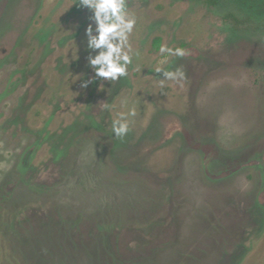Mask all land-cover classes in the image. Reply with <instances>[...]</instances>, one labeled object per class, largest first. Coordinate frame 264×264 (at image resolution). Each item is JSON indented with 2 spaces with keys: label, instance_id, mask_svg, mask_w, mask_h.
I'll return each instance as SVG.
<instances>
[{
  "label": "rangeland",
  "instance_id": "1",
  "mask_svg": "<svg viewBox=\"0 0 264 264\" xmlns=\"http://www.w3.org/2000/svg\"><path fill=\"white\" fill-rule=\"evenodd\" d=\"M126 2L97 91L78 0H0V264H264L263 3Z\"/></svg>",
  "mask_w": 264,
  "mask_h": 264
},
{
  "label": "clouds",
  "instance_id": "2",
  "mask_svg": "<svg viewBox=\"0 0 264 264\" xmlns=\"http://www.w3.org/2000/svg\"><path fill=\"white\" fill-rule=\"evenodd\" d=\"M78 7L88 12L87 24L83 29V38L75 52L77 60L82 47L87 53V67L93 75L82 79L80 88L87 90L95 84L97 91L105 89V81H117L127 76L128 66L133 62V56L138 55L130 44V35L136 26V16L129 10L126 0H78ZM74 27L78 30L80 25ZM161 54L183 56L180 48H170L162 44L159 48ZM157 73H162L163 79L176 80L183 77V73L164 71L156 68ZM87 75V74H86ZM105 107H108L105 105ZM136 115L135 108L127 112H120L112 121V132L116 137L123 138L129 132V117Z\"/></svg>",
  "mask_w": 264,
  "mask_h": 264
},
{
  "label": "trees",
  "instance_id": "3",
  "mask_svg": "<svg viewBox=\"0 0 264 264\" xmlns=\"http://www.w3.org/2000/svg\"><path fill=\"white\" fill-rule=\"evenodd\" d=\"M205 3H207L208 5H210V6H214V5H216L217 4V2L219 1V0H203ZM251 1H257V2H262L263 3V5H264V0H251ZM232 18H234L235 19V16L234 15H230ZM157 41V40H156Z\"/></svg>",
  "mask_w": 264,
  "mask_h": 264
}]
</instances>
